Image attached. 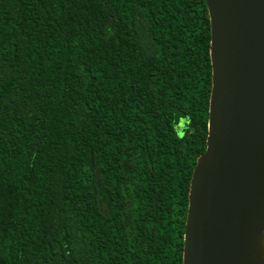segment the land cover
Here are the masks:
<instances>
[{
	"label": "trees",
	"instance_id": "1",
	"mask_svg": "<svg viewBox=\"0 0 264 264\" xmlns=\"http://www.w3.org/2000/svg\"><path fill=\"white\" fill-rule=\"evenodd\" d=\"M210 48L206 0H0V264H183Z\"/></svg>",
	"mask_w": 264,
	"mask_h": 264
},
{
	"label": "water",
	"instance_id": "2",
	"mask_svg": "<svg viewBox=\"0 0 264 264\" xmlns=\"http://www.w3.org/2000/svg\"><path fill=\"white\" fill-rule=\"evenodd\" d=\"M209 134L190 184L183 264H264V0H206Z\"/></svg>",
	"mask_w": 264,
	"mask_h": 264
}]
</instances>
